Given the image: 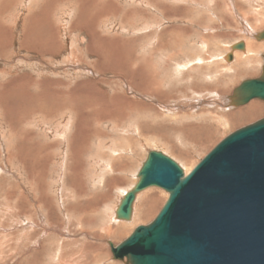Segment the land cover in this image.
Instances as JSON below:
<instances>
[{
    "label": "rangeland",
    "instance_id": "obj_1",
    "mask_svg": "<svg viewBox=\"0 0 264 264\" xmlns=\"http://www.w3.org/2000/svg\"><path fill=\"white\" fill-rule=\"evenodd\" d=\"M263 30L264 0H0V264H127L107 242L168 197L113 217L148 151L184 172L264 117L228 105L262 73ZM242 41L261 47L236 71Z\"/></svg>",
    "mask_w": 264,
    "mask_h": 264
},
{
    "label": "water",
    "instance_id": "obj_2",
    "mask_svg": "<svg viewBox=\"0 0 264 264\" xmlns=\"http://www.w3.org/2000/svg\"><path fill=\"white\" fill-rule=\"evenodd\" d=\"M256 37L264 39V30ZM232 49H242V43ZM255 98L264 100V66L259 77L233 89L228 105ZM136 176L115 210L118 219L129 220L135 196L145 188H161L168 197L151 222L117 245L107 242L113 259L264 264V117L224 137L187 175L166 154L149 150Z\"/></svg>",
    "mask_w": 264,
    "mask_h": 264
},
{
    "label": "bare ground",
    "instance_id": "obj_3",
    "mask_svg": "<svg viewBox=\"0 0 264 264\" xmlns=\"http://www.w3.org/2000/svg\"><path fill=\"white\" fill-rule=\"evenodd\" d=\"M98 24V23H97ZM238 43H242V52H240L239 54H238V52L237 51H235L234 52V50L232 49V51H231V56H233V55H237V58H236V61H235V63L236 64H238V65H236V67H237V69H235L236 71H239L238 69H239V63H241V61L240 60H243V59H245V60H249V59H251V57L253 56V51L251 50V48H257V46L259 45V44H256V45H254L255 44V42L253 43H250L249 41H246V43L245 42H238ZM235 44H237V43H235ZM233 45V44H232ZM253 45H254V47H253ZM260 46V45H259ZM232 47V46H231ZM239 47V46H238ZM261 47V46H260ZM227 56L225 55L224 56V59L226 58ZM228 58V57H227ZM226 58V59H227ZM229 59V58H228ZM228 65V64H227ZM204 66H205V64H204ZM214 66V65H213ZM207 67V66H206ZM228 67V66H227ZM235 67V68H236ZM226 68V67H225ZM196 70V69H195ZM242 70V69H241ZM251 70V69H250ZM252 72V71H251ZM237 74H238V76L240 75V73H238L237 72ZM251 74V73H250ZM252 75V74H251ZM183 76V75H182ZM254 75H252V77H253ZM258 76V75H257ZM254 77H256V76H254ZM257 100H260V99H257V98H255V99H251L249 102H248V104H246L245 106V108H241V107H243L242 105H239V107H237V108H240L239 109V111H237V112H244V111H249L251 108L253 109V110H257L256 108H255V105H256V103L258 104V102L259 101H257ZM256 101V102H255ZM262 103V102H261ZM228 106V105H227ZM263 105L262 104H259V109H261V107H262ZM264 107V106H263ZM232 113V112H231ZM245 114V113H244ZM252 114V113H251ZM238 116H239V114H238ZM130 154V153H129ZM90 157V156H89ZM171 158V157H170ZM173 158V157H172ZM178 162V161H177ZM109 163V162H108ZM179 166L181 165V164H178ZM182 166V165H181ZM186 166V165H185ZM182 169H184V168H182ZM193 169V167L192 168H190L189 170H185L184 171V174L185 175H187L191 170ZM101 180V179H100ZM97 183V182H96ZM146 189H149V187L148 188H146ZM146 189H143L142 191H144V190H146ZM23 190V189H22ZM141 192V191H140ZM125 193V192H124ZM143 193H145V192H143ZM94 196H95V194H93ZM100 196V195H99ZM136 197L137 196H135V200H136ZM70 198V197H69ZM62 199V198H61ZM135 200H134V202H133V204H132V212H131V216H130V218H129V220H125V221H129L130 222V224H132V223H134L135 222V218L134 217H136L137 216V214H134V208H135ZM64 202V201H63ZM143 207V206H142ZM91 208V207H90ZM95 208V207H94ZM117 208V207H116ZM137 208H138V206H137ZM142 209H144V208H142ZM135 211H136V209H135ZM137 212H138V210H137ZM113 217H114V219L116 220V221H123L124 219H118L117 217H116V214H115V209H114V211H113ZM132 219V221H130ZM133 219H134V221H133ZM113 220V219H112ZM122 225L124 226V224L122 223ZM138 225V224H137ZM124 227H126V226H124ZM109 228H107V230H108ZM68 231V230H67ZM95 238H97V237H95ZM98 238H99V236H98ZM97 238V239H98ZM82 243V242H81ZM93 247L92 248H94V247H96V245H92ZM78 247V246H77ZM82 248V247H81ZM64 259V258H63ZM123 262H126V260L124 259L123 260Z\"/></svg>",
    "mask_w": 264,
    "mask_h": 264
},
{
    "label": "crops",
    "instance_id": "obj_4",
    "mask_svg": "<svg viewBox=\"0 0 264 264\" xmlns=\"http://www.w3.org/2000/svg\"><path fill=\"white\" fill-rule=\"evenodd\" d=\"M214 103H216V102H214ZM97 119H98V118H97ZM124 194H125V193H124ZM124 194H123V195H124Z\"/></svg>",
    "mask_w": 264,
    "mask_h": 264
}]
</instances>
